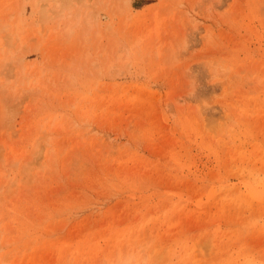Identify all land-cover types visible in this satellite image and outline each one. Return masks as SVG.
Segmentation results:
<instances>
[{
  "label": "rangeland",
  "instance_id": "374dc122",
  "mask_svg": "<svg viewBox=\"0 0 264 264\" xmlns=\"http://www.w3.org/2000/svg\"><path fill=\"white\" fill-rule=\"evenodd\" d=\"M0 264H264V0H0Z\"/></svg>",
  "mask_w": 264,
  "mask_h": 264
}]
</instances>
